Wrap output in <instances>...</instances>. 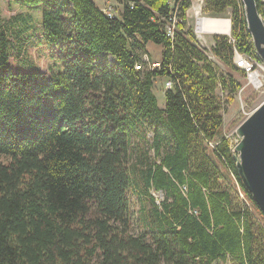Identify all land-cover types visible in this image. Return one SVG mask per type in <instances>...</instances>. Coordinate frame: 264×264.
<instances>
[{
    "label": "trees",
    "instance_id": "1",
    "mask_svg": "<svg viewBox=\"0 0 264 264\" xmlns=\"http://www.w3.org/2000/svg\"><path fill=\"white\" fill-rule=\"evenodd\" d=\"M115 1L123 12L110 18L94 0H21L42 7V42L62 74L10 69L0 10V264H264V215L237 172L216 94L232 103L243 87L235 51L262 62L242 0H205L208 14L232 12L235 43L216 37L213 50L228 77L188 28L193 0ZM149 44L163 48L159 68L143 61L153 63ZM162 78L173 82L164 109L153 90Z\"/></svg>",
    "mask_w": 264,
    "mask_h": 264
},
{
    "label": "rangeland",
    "instance_id": "2",
    "mask_svg": "<svg viewBox=\"0 0 264 264\" xmlns=\"http://www.w3.org/2000/svg\"><path fill=\"white\" fill-rule=\"evenodd\" d=\"M97 6L103 10L111 7L113 15L119 17L123 12V5L115 0H94ZM264 1V0H263ZM0 10L9 29L12 42L10 69L13 72H43L57 73L64 72L63 63L56 56V51L51 50L43 41V9L42 7L33 8L22 4L21 0H0ZM232 20V12L228 10L222 15L208 14L205 12V0H193L192 7L187 13V25L196 37L197 45L207 54L210 61L216 68L220 76L228 77L230 71L225 64L214 54L216 47V37H226L232 44L235 38L232 32V24L229 34H201L198 32V18ZM231 23V22H230ZM218 33V32H217ZM148 51L152 57V62L160 63L162 60L163 48L155 44L148 45ZM109 61L114 62L113 58ZM235 64V58H234ZM256 66V72L260 78L261 85L255 88L248 79V76L239 74L234 75L235 79L243 84L242 89L234 96V102H228V93L222 88L216 92L219 103H221L223 117V130L226 139L230 140L231 148L234 150L240 138L237 135L239 126L251 115V113L264 102V62ZM168 80L159 79L155 82L154 93L156 94L160 106L166 105L165 94ZM152 154V153H151ZM3 159H0L2 161ZM223 181V180H222ZM134 191V190H133ZM157 198V202L164 199L162 193L152 191ZM132 211L131 233L139 235L143 232V225L140 221L141 204L137 195L131 191L129 194ZM242 200H246L240 192ZM260 210V209H259ZM261 212V210H260ZM262 213V212H261ZM263 214V213H262ZM264 215V214H263ZM259 223L264 228V220L258 217ZM214 264H232L231 260L223 263L221 261Z\"/></svg>",
    "mask_w": 264,
    "mask_h": 264
},
{
    "label": "water",
    "instance_id": "3",
    "mask_svg": "<svg viewBox=\"0 0 264 264\" xmlns=\"http://www.w3.org/2000/svg\"><path fill=\"white\" fill-rule=\"evenodd\" d=\"M248 31L264 62V20L256 0H242ZM240 142L233 150L237 172L247 192L264 214V102L239 126Z\"/></svg>",
    "mask_w": 264,
    "mask_h": 264
},
{
    "label": "built area",
    "instance_id": "4",
    "mask_svg": "<svg viewBox=\"0 0 264 264\" xmlns=\"http://www.w3.org/2000/svg\"><path fill=\"white\" fill-rule=\"evenodd\" d=\"M170 5L172 7H175L176 5L175 0H170ZM178 11H179V7L176 8L175 11L173 10L172 14L169 17L170 25L168 26L167 33L171 39L174 38L175 32H176V25L180 21ZM103 12L110 18L115 16L112 13L113 9L111 7L106 8V10H103ZM143 61H145L146 63H149L151 68L153 69L160 67V63H156V62L150 63L149 58L147 56L144 57ZM235 65L246 73V75L248 76L249 82L255 88H258L261 85L260 78L259 76H257V72L255 70L256 66L261 67V65H260V62L256 60L253 56L246 55V54H240L237 51H235ZM137 68L139 69L140 67L137 66ZM166 88L168 90L173 89V82L168 81L166 84ZM185 189L186 188H184V190Z\"/></svg>",
    "mask_w": 264,
    "mask_h": 264
},
{
    "label": "bare ground",
    "instance_id": "5",
    "mask_svg": "<svg viewBox=\"0 0 264 264\" xmlns=\"http://www.w3.org/2000/svg\"><path fill=\"white\" fill-rule=\"evenodd\" d=\"M230 20H216V19H207L198 18V27L197 30L201 34H229L230 32ZM218 32V33H217ZM258 76V74H257Z\"/></svg>",
    "mask_w": 264,
    "mask_h": 264
},
{
    "label": "crops",
    "instance_id": "6",
    "mask_svg": "<svg viewBox=\"0 0 264 264\" xmlns=\"http://www.w3.org/2000/svg\"><path fill=\"white\" fill-rule=\"evenodd\" d=\"M112 1V0H111ZM96 3V2H95ZM97 4V3H96ZM99 7V6H98ZM102 11H103V9L101 8V7H99ZM191 9V8H190ZM190 9H189V11H190ZM189 11H188V13H189ZM230 26H231V24H232V20H230ZM230 29H231V27H230ZM148 47V46H147ZM159 106H160V104H159ZM166 106V105H165ZM165 106H160L162 109H164L165 108Z\"/></svg>",
    "mask_w": 264,
    "mask_h": 264
}]
</instances>
